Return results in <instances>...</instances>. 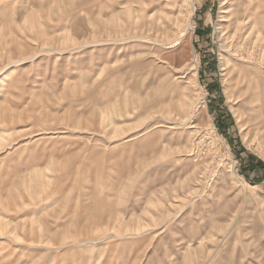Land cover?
Segmentation results:
<instances>
[{"label":"rangeland","instance_id":"1","mask_svg":"<svg viewBox=\"0 0 264 264\" xmlns=\"http://www.w3.org/2000/svg\"><path fill=\"white\" fill-rule=\"evenodd\" d=\"M0 264H264V0H0Z\"/></svg>","mask_w":264,"mask_h":264}]
</instances>
